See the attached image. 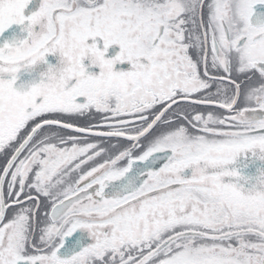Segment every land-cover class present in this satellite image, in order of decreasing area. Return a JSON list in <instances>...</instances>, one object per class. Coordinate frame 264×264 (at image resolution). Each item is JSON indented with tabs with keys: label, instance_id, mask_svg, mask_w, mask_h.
I'll use <instances>...</instances> for the list:
<instances>
[{
	"label": "snow or ice",
	"instance_id": "snow-or-ice-1",
	"mask_svg": "<svg viewBox=\"0 0 264 264\" xmlns=\"http://www.w3.org/2000/svg\"><path fill=\"white\" fill-rule=\"evenodd\" d=\"M31 3L0 0V264H264V0Z\"/></svg>",
	"mask_w": 264,
	"mask_h": 264
},
{
	"label": "flooded vegetation",
	"instance_id": "flooded-vegetation-1",
	"mask_svg": "<svg viewBox=\"0 0 264 264\" xmlns=\"http://www.w3.org/2000/svg\"><path fill=\"white\" fill-rule=\"evenodd\" d=\"M40 3H42V0H32V3L29 5V8L26 9V15H30L32 11L38 10ZM19 30H20L19 26H13L11 29L8 30V32L5 33V36L8 37L13 33L19 32ZM2 40H3V38H0V42H2ZM118 51H119L118 46H113L109 50V55L115 56ZM46 61H47L46 63H41L39 66H37L31 75H27V74L23 75L21 77V81H18V86L21 82L29 81L32 79H39V75L41 73H43L44 71H46V69L49 65H58L59 55L58 54H56V55L49 54L46 58ZM117 67L118 68H124L127 70L130 67V65L124 64V65H118ZM92 71L98 72L99 69L95 68V69H92ZM257 168L264 169V162H257ZM250 174L254 176L258 173H257L256 169H253L252 173H250ZM253 182H255V181L253 180Z\"/></svg>",
	"mask_w": 264,
	"mask_h": 264
}]
</instances>
